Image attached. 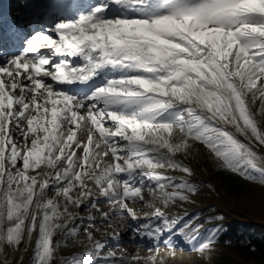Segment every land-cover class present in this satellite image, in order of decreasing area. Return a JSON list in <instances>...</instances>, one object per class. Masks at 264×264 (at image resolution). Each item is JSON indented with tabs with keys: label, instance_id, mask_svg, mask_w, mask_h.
<instances>
[{
	"label": "snow or ice",
	"instance_id": "6c2138e0",
	"mask_svg": "<svg viewBox=\"0 0 264 264\" xmlns=\"http://www.w3.org/2000/svg\"><path fill=\"white\" fill-rule=\"evenodd\" d=\"M76 3L43 0L36 11L57 22L0 63V251L37 233L36 264H52L56 232L93 187L133 217L128 202L145 193L165 206L187 201L197 187L167 173L192 174L175 159L191 140L226 170L264 184V156L253 148L264 145V127L250 107L264 102V0ZM19 38L14 26L3 30L0 15V52ZM177 131L182 139L174 142ZM153 216L159 223L146 232L153 238L178 223L160 208ZM85 232L92 246L66 264H130L102 255L105 245Z\"/></svg>",
	"mask_w": 264,
	"mask_h": 264
},
{
	"label": "rangeland",
	"instance_id": "374dc122",
	"mask_svg": "<svg viewBox=\"0 0 264 264\" xmlns=\"http://www.w3.org/2000/svg\"><path fill=\"white\" fill-rule=\"evenodd\" d=\"M96 2L97 0H77L75 6L87 8ZM5 3V0H0V15L2 17ZM42 4L43 0L11 1L9 12L14 17L8 18V21L13 24L12 27L14 26L18 30L20 38L14 44H9L10 50L22 46V41L27 34L30 35L37 30L50 29L57 22L55 17L42 15L36 11ZM25 11L32 18L25 24L15 21V16ZM3 29H5L4 26ZM1 55L6 58V53L0 52ZM57 87L69 88L76 92L86 90L84 85H59ZM250 107L261 126L264 127V102L260 100L254 104L250 102ZM230 131L235 133L234 128H231ZM236 135L248 143L245 137L238 133ZM181 139L182 134L178 131L175 132L173 141L179 142ZM189 143V149L186 152L177 153L175 159L190 168L192 174L188 175L178 169L168 170L167 173L175 177L176 182L185 180L197 187L198 191L189 194L187 201H177L165 206L158 199H154L151 194L145 193L144 201L128 202L129 207L135 212V217H133L126 212H116L108 200L100 195L99 190L89 182V186L93 187L92 198L85 199L79 207H70L75 219L71 220L63 231L58 230L54 236L53 244L56 251L52 264H66L74 255L82 253L92 246L85 229L93 233L95 241L105 245L102 255L107 256L108 252H115L117 257H127L130 264H137V261L132 259L133 257L142 258L139 264H153L151 257H155L154 264H264V261L258 258L239 255L233 248L223 247L216 240L213 241L209 249L197 250L199 244L209 236L203 233L205 227L197 223L203 211L221 213L222 216H219L215 225H222L226 216L228 219L235 218L241 222L255 223L264 232V184L237 174L243 182V190L235 195L218 177L217 170L222 166L207 147L196 140H191ZM253 148L259 155L264 156V145L253 143ZM74 195H79V190ZM49 198L60 200L62 205L64 203L62 198L55 197V192H50ZM149 204L154 207H149ZM155 208H160L165 217L178 222L172 231L165 230L158 238L146 234L148 225L159 223L153 216ZM102 213L108 215L104 216ZM211 219L208 221L210 225L213 222ZM198 226V232H193L192 230ZM215 229H212L210 235H215ZM70 230H74L76 234L69 237ZM185 233L197 236L198 239L191 240ZM37 236V233H33L32 237L22 241L18 248L7 247L6 250L0 251V264L34 263L33 248ZM165 241L175 247H169L164 243Z\"/></svg>",
	"mask_w": 264,
	"mask_h": 264
},
{
	"label": "trees",
	"instance_id": "16d2710c",
	"mask_svg": "<svg viewBox=\"0 0 264 264\" xmlns=\"http://www.w3.org/2000/svg\"><path fill=\"white\" fill-rule=\"evenodd\" d=\"M217 174L222 182H224L227 189L235 195L242 192L243 182L236 173L220 167L217 170ZM201 214L199 220H197L198 225L204 226L203 233L208 235H210L212 229L216 228L214 231V240H216L219 245L223 247L229 246L239 255L241 254L248 258H258L264 261V232L260 230L257 224L241 222L235 218L228 219L225 216V221L222 225H215L219 216H222L221 213L216 214L203 211ZM210 218H212L211 221L214 222H212L211 225L208 224ZM37 239L38 236L35 240V246ZM35 246L33 248L34 263L32 264H36L34 255Z\"/></svg>",
	"mask_w": 264,
	"mask_h": 264
},
{
	"label": "bare ground",
	"instance_id": "6f19581e",
	"mask_svg": "<svg viewBox=\"0 0 264 264\" xmlns=\"http://www.w3.org/2000/svg\"><path fill=\"white\" fill-rule=\"evenodd\" d=\"M6 1V3H5V7H4V13H3V17H2V19H3V21L4 20H6V19H8V18H13L14 16H13V14L10 12L9 13V7H10V3H11V1L12 0H5ZM24 11V10H23ZM32 17H31V15L30 14H28L26 11L25 12H21L20 14H18V16H15V21H17V22H21V23H27L30 19H31ZM5 32H7L8 30H9V28H5V29H3ZM29 35L27 34L26 35V37H28ZM9 44L8 45H6V47H5V49H4V51L2 52V54H4V53H6V58L4 57V55H1L2 56V58H1V56H0V62H2V61H5V60H7V58L9 57V55H11V54H14V53H17V52H19V50H20V48L22 47V46H20L19 48H14V49H9Z\"/></svg>",
	"mask_w": 264,
	"mask_h": 264
}]
</instances>
